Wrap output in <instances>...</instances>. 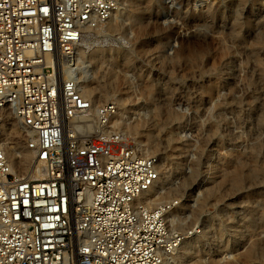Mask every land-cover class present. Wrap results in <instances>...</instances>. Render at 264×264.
<instances>
[{
	"label": "rangeland",
	"instance_id": "obj_1",
	"mask_svg": "<svg viewBox=\"0 0 264 264\" xmlns=\"http://www.w3.org/2000/svg\"><path fill=\"white\" fill-rule=\"evenodd\" d=\"M254 1L116 0L79 49L81 81L113 107L105 137L157 158L162 188L185 182L161 201L183 204L174 233L194 229L177 264H264V0L252 11Z\"/></svg>",
	"mask_w": 264,
	"mask_h": 264
},
{
	"label": "built area",
	"instance_id": "obj_2",
	"mask_svg": "<svg viewBox=\"0 0 264 264\" xmlns=\"http://www.w3.org/2000/svg\"><path fill=\"white\" fill-rule=\"evenodd\" d=\"M117 11L116 0H0V264H163L192 234L169 227L180 199L151 208L145 198L158 159L105 137L112 105L98 108L94 136L63 139L91 109L79 49ZM11 124L44 178L14 168Z\"/></svg>",
	"mask_w": 264,
	"mask_h": 264
},
{
	"label": "bare ground",
	"instance_id": "obj_3",
	"mask_svg": "<svg viewBox=\"0 0 264 264\" xmlns=\"http://www.w3.org/2000/svg\"><path fill=\"white\" fill-rule=\"evenodd\" d=\"M263 5V1L261 0H255L252 4V11L259 9ZM95 63H97L98 67L100 64L108 63V61H103L99 58ZM80 83V90L82 92V95L84 98L90 100L91 102V109L88 111H79L76 113V115L73 117L71 122L65 126L64 133H63V139L66 141L67 139L73 137L76 132H80L83 135V138H90L94 136L97 132V125L95 121V117L98 112V106L97 104H100L102 101L106 100L108 97V93L106 91H93V89L89 88V86L85 85L84 81H79ZM116 117V116H115ZM111 123V122H110ZM111 128V126H108L107 129ZM16 125L11 124L9 125L7 132H6V138L13 139L14 140V156L18 157V161L14 164V168L16 171L22 175V176H30L32 179H42L45 176V168L43 165H39L34 170L29 169L30 162L33 158V153L27 151L23 147V138H25V135H22V133L17 132ZM134 130V128H131ZM160 162V161H159ZM160 172V178L157 184L149 190V192L146 194L145 198L148 201L150 206H160L163 204V199H166L169 197L171 193H177L183 190V187L185 186V182L182 181L179 185L176 187H168V188H162L163 181H162V173L161 169ZM233 180L235 182V185H240L242 180H244V176L242 174L237 173ZM165 189V191H163ZM184 210L183 204H181L176 207L174 210L171 211V213L168 216V223L169 227L173 228V225L180 226L182 223L184 224L183 219L180 221L177 220V215L179 213H182ZM183 221V222H182ZM188 227H190L188 223ZM193 233L194 229H191L190 231L185 232V234ZM194 246L192 245V241L185 239L182 245L178 250H176L170 258H168L163 264H177V260H182L184 257L188 254L189 251L193 250ZM255 248H251L248 252V256H253ZM174 256V257H173ZM172 258H174L175 261H172ZM179 264V263H178Z\"/></svg>",
	"mask_w": 264,
	"mask_h": 264
}]
</instances>
